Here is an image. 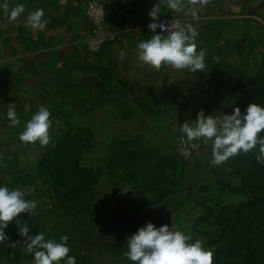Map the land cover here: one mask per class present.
<instances>
[{"label":"rangeland","instance_id":"obj_1","mask_svg":"<svg viewBox=\"0 0 264 264\" xmlns=\"http://www.w3.org/2000/svg\"><path fill=\"white\" fill-rule=\"evenodd\" d=\"M189 24L198 31L197 51H206L203 73L162 82L155 97L127 98L120 85L102 81L96 93L80 88L78 110L67 98L56 101L50 111L52 139L42 146L31 179L49 203L37 202L35 213L22 217L19 226L9 222V237L20 235L19 228L28 223L29 235L43 232L57 241L67 235L77 264H131L126 239L152 221L203 241L213 253V264H264V204L253 202L263 190L258 182L264 180L259 146L220 165L212 162L210 141H198L201 154L196 159L183 160L177 154L180 125L195 120L201 109L222 116L235 107L243 112L249 103L264 105V27L247 17L227 15L183 26ZM118 138H142L176 157L178 168H154L156 164L147 162L124 165L136 173L145 166L146 181L152 180L149 172L161 175L157 191L149 188L140 194L136 180L121 181L109 170V152Z\"/></svg>","mask_w":264,"mask_h":264},{"label":"crops","instance_id":"obj_2","mask_svg":"<svg viewBox=\"0 0 264 264\" xmlns=\"http://www.w3.org/2000/svg\"><path fill=\"white\" fill-rule=\"evenodd\" d=\"M87 1L8 0L10 8L23 4L26 9L16 21L0 10V185L27 188L26 199L43 205L49 203L48 195L31 181L37 173L42 145L39 141L33 144L19 139L24 123L41 106L52 111L56 101L67 98V104L78 110L80 88L96 93L102 81L120 85L127 98L155 97L162 82L175 83L179 76L193 74L169 65L153 68L138 60V43L153 35L148 25L153 22L149 12L155 4L159 5L155 17L158 24L175 19L185 25L227 15L247 17L264 27V0H206L195 5L191 0H181L178 10L168 7L166 0H102L107 26L117 33V39L92 53L87 45L91 32L86 19ZM38 8L44 9V19L48 21L42 31L25 23L27 13ZM13 107L22 121L18 126L12 125L7 116ZM27 216L30 214L21 213L17 218L20 224L15 220L12 224L21 225L22 217ZM11 242L16 243L14 248ZM27 245L22 235L0 243V264H33L31 253L24 252Z\"/></svg>","mask_w":264,"mask_h":264},{"label":"clouds","instance_id":"obj_3","mask_svg":"<svg viewBox=\"0 0 264 264\" xmlns=\"http://www.w3.org/2000/svg\"><path fill=\"white\" fill-rule=\"evenodd\" d=\"M205 3L206 0H191V4ZM167 6L178 10L181 0H166ZM0 10L11 21L25 14L23 4L9 7L8 0H0ZM159 5L155 4L149 12L153 22L148 25L153 33L150 39L138 43V60L153 68L169 65L177 70H188L193 73H203L207 67L206 51H197L198 31L192 25L178 26L176 30H169L163 24H158ZM195 9L192 15L196 17ZM45 11L38 8L27 13L26 26L31 29L44 30L48 21L44 19ZM159 29V31H157ZM167 32V35L163 33ZM121 54V59H123ZM8 119L12 125L22 123L15 108L9 109ZM51 112L41 106L31 119L24 123V129L19 139L26 143L48 145L51 141L49 129L52 125ZM180 132L187 141L203 140L212 145V162L220 165L229 158L248 153L259 146L260 155L257 159L264 162V105L249 103L242 112L235 107L231 114L222 116L208 114L201 109L195 120H189L180 125ZM28 191L18 187L0 185V243L10 241L6 233L9 222L17 219L21 213L33 215L37 209V202L26 199ZM32 229L28 223L19 228V233L28 241L27 252L31 253L33 264H77L76 257L70 255L69 237L63 235L57 241L46 238L43 232L29 235ZM16 243L11 242V247ZM125 255L131 264H213V253L206 250L203 241L193 240L190 233L173 228L169 224L157 226L148 221L126 239Z\"/></svg>","mask_w":264,"mask_h":264},{"label":"trees","instance_id":"obj_4","mask_svg":"<svg viewBox=\"0 0 264 264\" xmlns=\"http://www.w3.org/2000/svg\"><path fill=\"white\" fill-rule=\"evenodd\" d=\"M113 144L114 146H111L113 148L110 149L109 158L107 160V162L109 163L108 165L109 170L111 169V172L116 174L114 175V177L121 178V181L126 182L127 180L128 181L136 180L134 187L136 188L137 192H139L140 194L143 193L145 189H149V188L150 190L157 191L156 187L160 186L161 175L159 173L155 174L154 171H152V173L149 172L148 174H151L150 176L152 177L151 178L152 180L150 179L151 181H148V180L146 181L145 178H147L146 176H149V175H146V172L144 173L145 166H144V169L140 170L142 171L141 173L139 172V170H137L138 172L136 173V171L132 172L130 167H127L128 170H126L124 165H128L129 162L131 163L132 162H142V163L147 162L146 165H149V163H151L154 166L156 164L157 166L155 165L154 168L159 167V166L161 167V165L163 164L168 168L172 166L174 170L178 168V164L176 163L177 161L175 159L176 157L163 152L158 146L154 144L144 142L142 138H136V139L118 138L114 140ZM130 150H134V152H136L137 154L135 156L133 154H130ZM138 153H140V155ZM118 166H120V169L115 170ZM134 173L136 174L134 175ZM260 173H262V176H264V172H260ZM138 176L141 179V182H139ZM168 178H170L169 175H168ZM261 181L262 180H259L258 182L260 184L259 185L260 187L263 186L262 188L263 190L260 191V193L256 194L253 199L254 200L253 202L258 205L264 204V180H263V184ZM148 182H150L151 185H148L149 184ZM167 193L170 194L171 190L167 189ZM258 239L259 237L254 238L256 246H257L256 242ZM262 249L264 251V247ZM244 260H245L244 258L241 259V261H244ZM238 264H240V262Z\"/></svg>","mask_w":264,"mask_h":264},{"label":"built area","instance_id":"obj_5","mask_svg":"<svg viewBox=\"0 0 264 264\" xmlns=\"http://www.w3.org/2000/svg\"><path fill=\"white\" fill-rule=\"evenodd\" d=\"M86 19L91 28L87 38L90 52L98 53L106 44L117 39V33L110 31L107 26V10L102 0L87 1ZM159 24L165 25L169 30H176L178 26H183L181 21L175 19H168ZM177 154L183 160L196 159L201 154L200 143L198 141H187L183 135L178 142Z\"/></svg>","mask_w":264,"mask_h":264}]
</instances>
